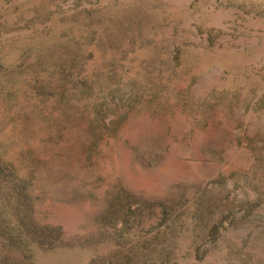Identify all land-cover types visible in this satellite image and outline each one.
Returning <instances> with one entry per match:
<instances>
[{
	"label": "rangeland",
	"instance_id": "374dc122",
	"mask_svg": "<svg viewBox=\"0 0 264 264\" xmlns=\"http://www.w3.org/2000/svg\"><path fill=\"white\" fill-rule=\"evenodd\" d=\"M0 264H264V0H0Z\"/></svg>",
	"mask_w": 264,
	"mask_h": 264
}]
</instances>
